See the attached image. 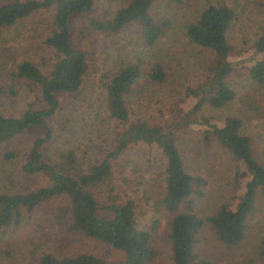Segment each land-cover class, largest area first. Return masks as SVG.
<instances>
[{
  "label": "trees",
  "instance_id": "obj_1",
  "mask_svg": "<svg viewBox=\"0 0 264 264\" xmlns=\"http://www.w3.org/2000/svg\"><path fill=\"white\" fill-rule=\"evenodd\" d=\"M155 1L0 3V38L17 27V36L29 29L39 37L40 50L49 54L48 63L35 62L23 52L25 42L17 46V39L0 40V98L13 99L20 87L30 95L13 114L0 101V145L28 130L40 131L31 139L21 169L46 176L29 191L0 193V231L17 223L23 210L60 198L63 204L49 215V230L63 228L122 253L121 259L110 260L85 252L42 251L30 264H151L155 224L139 228L134 201L120 197L113 184L117 176L124 177L127 165L133 168L129 150L144 147L154 148L162 160L163 192L154 206L170 214L166 237L172 264H229L227 259L237 256L231 264H264V158L254 153L250 133L251 120L258 118L250 98L264 95V25L251 43L256 56L245 60L247 92L237 96L227 81L235 64L232 56L244 50L229 41L234 10L224 0L202 7L199 0H168L191 12L183 35L203 58L198 62L202 77L184 87V109L160 123L134 107L143 90L152 91L168 79L165 61L173 42L166 39L169 22L153 13ZM127 29L132 34L119 44L114 38ZM58 94H66V101L59 103ZM215 109L227 113L207 114ZM79 110L75 119L72 111ZM189 126H198L209 146L230 157L233 189L240 191L202 215L194 210V198L202 195L205 181L190 172L194 164H188L190 151L180 136ZM3 156L15 158L10 151ZM98 211L108 216L100 217ZM202 232L220 256L201 252Z\"/></svg>",
  "mask_w": 264,
  "mask_h": 264
},
{
  "label": "rangeland",
  "instance_id": "obj_2",
  "mask_svg": "<svg viewBox=\"0 0 264 264\" xmlns=\"http://www.w3.org/2000/svg\"><path fill=\"white\" fill-rule=\"evenodd\" d=\"M4 1L7 0H0V3ZM215 1L199 0V7ZM224 1L231 6L235 15L228 29L229 41L238 50L244 49L239 54L232 56L231 60L235 64L227 81L236 91V95L243 97L247 92L244 86L245 68L248 62L245 60H250L249 55L251 58L256 56L251 43L255 35L261 33L262 25H264V9L262 0ZM153 13L156 17H163L169 22L166 39H171L173 47L171 56L167 55L170 57L165 61L168 79L165 84L153 87L152 91L143 90L142 97L136 100L134 107L144 116H151L154 121L164 123L178 111L184 109V87L192 85L202 77V66H198L202 57L195 48L189 45L183 35V25L191 15L188 9H184L173 1L156 0L153 5ZM24 27L28 28V26ZM18 30L19 27L8 31L6 37L0 38V40L17 39V46H22L25 42L23 52L31 53L35 62L42 59L48 63L49 54L41 51L40 46H37L38 43L36 44L39 39L37 34L28 29L24 32V36H17ZM131 34V31L127 29L114 39L124 45L127 36ZM38 65L42 64L38 63ZM97 74L94 78L97 77ZM0 83L4 85L1 78ZM57 97L59 103H63L67 99L66 94H58ZM29 98L30 95L26 93V88L20 87L13 99L1 97L0 101L4 107L8 106L5 108L6 112L13 114L22 108L24 102ZM250 99L256 109L255 114L258 115V118L251 120L250 125L252 146L254 153L264 158V95H256L254 99L252 97ZM68 107H70L69 104ZM68 107L66 106V108ZM80 112V110L72 111L75 119L80 117ZM226 113V109L208 110L207 112L209 115H225ZM39 135H41L40 131L31 129L11 142L0 145V193L26 192L44 183L45 175L30 176L21 169L23 160L27 158L24 153L28 150L31 139L33 136ZM180 136L183 139V145L190 151L191 160L188 164H194L190 170L196 171L190 172L199 175L205 181V184L200 188L202 195L194 198V210L199 215L209 213L220 202L231 198L233 192H240L239 190L235 191L232 185L233 161L218 146L214 144L209 146L208 142L202 139L198 126L183 128L180 131ZM9 151L15 154V158H4L3 153ZM127 157L133 162V168L130 170L131 165H127L124 177H116L113 183L114 190L118 191L120 197L131 198L134 201V218L139 228L146 229L154 222L156 228L152 230L150 241L156 249V255L151 264H172L169 242L166 237L167 221L170 214L168 215L154 206L155 201L163 192L161 157L151 147L132 148ZM105 192L106 190L103 188L99 200L103 199ZM63 201L60 198H53L42 202L31 210H23L17 223L13 221L4 227L0 231V264H30L40 252L54 250L58 253L85 252L110 260L122 258L120 251L104 242L86 238L63 228L58 230L52 227V230H49L48 227L52 225L49 215L58 206H61ZM98 215L100 217L108 216L102 211H98ZM200 235L198 247L201 252H212L214 255L220 256L219 250H215L217 249L216 244L210 241L209 234L202 232ZM242 251H244L243 246ZM239 257L229 258L226 262L234 263Z\"/></svg>",
  "mask_w": 264,
  "mask_h": 264
}]
</instances>
